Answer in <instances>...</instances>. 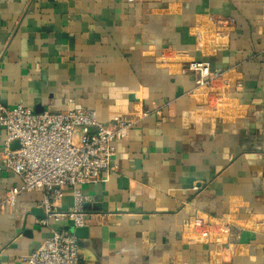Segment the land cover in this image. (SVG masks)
<instances>
[{
	"label": "crops",
	"instance_id": "crops-1",
	"mask_svg": "<svg viewBox=\"0 0 264 264\" xmlns=\"http://www.w3.org/2000/svg\"><path fill=\"white\" fill-rule=\"evenodd\" d=\"M193 60L223 81L197 91L182 74ZM0 103L105 124L150 112L116 143L109 179L82 186L83 226H41L42 192L0 210V264L72 228L87 229L81 264H264V0H0ZM5 138L0 203L21 183ZM74 205L71 189L56 203ZM196 219L214 226L209 240Z\"/></svg>",
	"mask_w": 264,
	"mask_h": 264
},
{
	"label": "built area",
	"instance_id": "built-area-1",
	"mask_svg": "<svg viewBox=\"0 0 264 264\" xmlns=\"http://www.w3.org/2000/svg\"><path fill=\"white\" fill-rule=\"evenodd\" d=\"M182 74L193 75L196 90L201 91L222 82L226 72L212 69L208 62L193 60L182 69ZM149 115L148 111L139 116L127 113L105 124L92 110L36 113L21 104L6 108L0 103V130L6 135L4 166L21 180L19 186L8 191L0 203V210L15 207L23 193L42 192L46 196L43 202L46 218L39 222L41 226H48L51 221H72L75 227L83 226L87 217L83 207L88 198L82 186L109 179L117 170L112 163L117 154L116 143L126 139L132 128ZM15 142L19 146L12 149ZM67 189L74 194V210L61 212L56 203ZM199 189L194 187L195 191ZM224 221L221 225L227 231L229 224ZM192 225L202 241L214 235V226L207 221L196 219ZM79 250V239L74 233L65 229L53 230L26 256L25 264H81Z\"/></svg>",
	"mask_w": 264,
	"mask_h": 264
},
{
	"label": "water",
	"instance_id": "water-1",
	"mask_svg": "<svg viewBox=\"0 0 264 264\" xmlns=\"http://www.w3.org/2000/svg\"><path fill=\"white\" fill-rule=\"evenodd\" d=\"M71 231L75 234L77 238H85L87 234V229L86 228H72Z\"/></svg>",
	"mask_w": 264,
	"mask_h": 264
}]
</instances>
